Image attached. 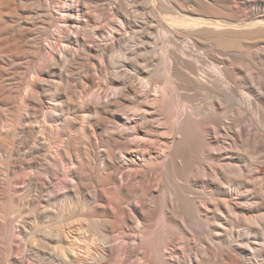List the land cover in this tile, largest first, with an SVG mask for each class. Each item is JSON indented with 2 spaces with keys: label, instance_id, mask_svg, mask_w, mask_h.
Returning <instances> with one entry per match:
<instances>
[{
  "label": "bare ground",
  "instance_id": "obj_1",
  "mask_svg": "<svg viewBox=\"0 0 264 264\" xmlns=\"http://www.w3.org/2000/svg\"><path fill=\"white\" fill-rule=\"evenodd\" d=\"M190 1L0 0V264L264 256V169L252 184L209 161L224 156L222 111L240 120L264 100V58L244 54L264 0Z\"/></svg>",
  "mask_w": 264,
  "mask_h": 264
},
{
  "label": "rangeland",
  "instance_id": "obj_2",
  "mask_svg": "<svg viewBox=\"0 0 264 264\" xmlns=\"http://www.w3.org/2000/svg\"><path fill=\"white\" fill-rule=\"evenodd\" d=\"M174 1H176V0H174ZM178 1H179L178 2L179 4H181V5L185 6V7H189V6L193 5L190 0H178ZM252 1L253 0H250V2H251L250 6L251 7H253ZM250 6H248V8H251ZM242 7L244 8V6H242ZM253 34L254 35L251 34L250 36L254 37V38L252 37L254 39V41H252L251 38H250L251 40H249V39L245 40V42L248 41V40L251 41V43L250 42H246L248 44L250 43L251 46H249V47L245 46L244 47L245 48V52L248 51V52H246L244 54L251 61L259 63L261 61V59H258V57L264 58V38L259 33L258 34L257 33H253ZM257 35L258 36L261 35V36L258 37ZM255 38L259 39V41L256 40ZM255 42H257L258 44L257 43L256 44H252V43H255ZM240 54H241V51L239 52V55ZM192 57L193 56H189L188 58L193 60V61H195L196 58H197L196 56H194L193 58ZM253 57H255V58H253ZM262 62L264 63V61H262ZM238 63H242L244 65V63L241 60L238 61ZM208 64L209 63H207L206 65H202V67L207 68ZM243 65H242V67L244 69H246ZM245 75L241 76V79L243 81L247 82L248 85H250L252 87H255L254 89L258 90V85L255 86L256 83H254V81H251L254 78V74L251 72V70L248 71V73H246ZM244 77H246V79ZM166 79H167V73L164 71V69L163 70L161 69V72L159 73V76H158V80H159L160 83H163ZM262 80H263V87H261V86L259 87V90H261V93L264 92V77H262ZM179 92H183V91L179 90ZM240 99H239L240 104L245 106L246 105V100H243L244 101L243 102L242 98H240ZM195 100L188 99V102L189 101H195ZM226 103H227V100L224 99V107L226 106ZM255 103H253L252 109L249 112L241 110V112H242L241 116L242 117H241L240 120H235V118L233 117V115L231 114L229 109L222 111V122H221V125H220L222 132L220 133L221 142L219 143V145H220L219 147L221 148L222 154L224 156H223L222 159H215L214 160V159L211 158V159H209V161L212 163V165L215 168L216 167H222L224 165H228L229 164L231 166H235V167H238V168H247L248 170L250 169V172H251L250 177H248V175H246L247 177L245 176L246 178L244 176H242V177L245 178L246 181L249 182V183L252 182V184L253 183L259 184L260 181H261V178H262L261 174H262V171L264 169V149H259V150L253 149V140L254 139H253L252 136H253L254 133H257V131L256 132L253 131L254 128H258L259 129L257 123L255 122V119L259 118L258 120L260 121V124L261 123L264 124V116H263L264 113H263V115L257 116V109H256L257 106H258V109H259V106H260V108L262 107V109L264 110V100H261V101L257 100ZM248 138H250V139H248ZM206 146H208V145H206ZM238 156H240V157H238ZM207 168L210 169V171H209L210 175H211V171L214 172V173L216 172L217 174H219L218 170H215L214 168L209 167V166ZM227 170H229V167L223 168V171H222L221 175L220 174L218 175V177L220 176L219 177L220 181L223 180V181H221L222 185L225 184L224 180L226 179L225 177H226L227 174H228V177L230 176L231 178H234V179L237 178V174H232V173H230V170L229 171H227ZM215 176H216V174H215ZM222 176H224V177H222ZM201 186H203V184L201 182H197L195 184H192L194 193L199 194L202 191H204L203 187H201ZM178 188L179 187L177 186L176 190H178ZM245 190L247 191L248 189L245 188L241 193L242 194L244 193L245 194L244 196H247V193H245ZM228 228L229 227H227L226 230L229 231L230 228L229 229ZM244 229L245 228H244L242 223H240L239 226L234 229L235 233H236V236H237V237L235 236V240L238 241V242L246 244L245 236L247 234L245 233ZM263 261H264V256L256 258V259L254 258L253 260L249 259V260H247V264H263Z\"/></svg>",
  "mask_w": 264,
  "mask_h": 264
}]
</instances>
